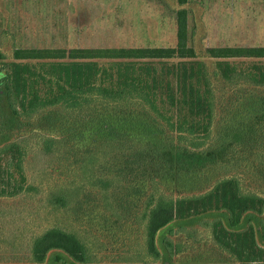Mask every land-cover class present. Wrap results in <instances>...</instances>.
<instances>
[{"label":"trees","instance_id":"obj_1","mask_svg":"<svg viewBox=\"0 0 264 264\" xmlns=\"http://www.w3.org/2000/svg\"><path fill=\"white\" fill-rule=\"evenodd\" d=\"M177 14L172 48H15L11 62L0 49V199L41 192L26 173L29 143L39 138L53 168L66 173L59 183L56 170L45 171L43 181L55 182L47 202L79 223L34 236L30 263L91 264L85 241L92 231L101 226L110 240L133 224L146 246L121 263L156 264L164 230L161 244L175 257L184 248L178 236L197 233L185 226L217 213L227 225L221 218L200 221L215 244L240 264H264L250 217L264 243V195L243 184L264 180V47L207 49L216 63L210 74L192 44L187 11ZM250 62L254 71L239 69ZM218 80L231 92L220 94ZM218 169L245 178L214 180ZM105 242L96 241L100 251Z\"/></svg>","mask_w":264,"mask_h":264},{"label":"rangeland","instance_id":"obj_2","mask_svg":"<svg viewBox=\"0 0 264 264\" xmlns=\"http://www.w3.org/2000/svg\"><path fill=\"white\" fill-rule=\"evenodd\" d=\"M181 10L187 11L192 44L210 74L215 71L216 63L206 56L207 49L264 47V0H189L185 5H180L179 0H0V49L8 58L6 62H11L15 48H172L177 45V13ZM3 63L0 62V69ZM253 66L252 62L238 65L246 73L254 71ZM216 86L220 94L226 95L232 90L220 80ZM219 113L222 115L223 110L219 109ZM38 139L29 143L26 173L35 185H42V193L0 199V264H32L28 261L31 239L49 227L79 229L74 216L67 221L63 209L54 210L47 202L46 193L49 194L50 184L54 186L55 182L43 181V178L45 171L56 170V161L52 155L42 152ZM249 169L254 172V168ZM212 174L214 180L229 175L245 178L243 172L227 169H218ZM65 178L63 170L53 175L59 183ZM259 180V183L252 178L243 181L245 190L264 195V180ZM250 217L258 229L259 243L264 245L259 222L256 216ZM216 218L223 219L227 225L226 217L217 213L189 222L185 227L197 233L193 239L178 236L184 248L175 257H168L161 244L162 238L168 236V230H164L158 240L163 259L156 264H240L215 244L210 231L200 226V221ZM259 219H264V214ZM84 221L88 229L92 224L88 219ZM69 222L70 226H66ZM102 228L92 231L85 241L92 247L94 262L91 264H122L123 257L130 258L140 251L137 247L141 243V250L146 246L143 230L133 224L110 240L102 236ZM92 234L101 238L94 240ZM96 241H106L101 251L98 248L102 244ZM47 264L54 263L49 260ZM66 264L74 263L68 259Z\"/></svg>","mask_w":264,"mask_h":264}]
</instances>
